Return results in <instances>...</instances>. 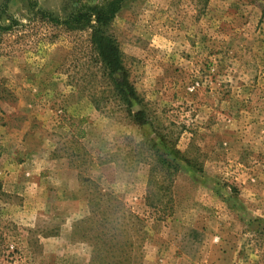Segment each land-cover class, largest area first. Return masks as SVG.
I'll return each instance as SVG.
<instances>
[{
  "label": "rangeland",
  "instance_id": "374dc122",
  "mask_svg": "<svg viewBox=\"0 0 264 264\" xmlns=\"http://www.w3.org/2000/svg\"><path fill=\"white\" fill-rule=\"evenodd\" d=\"M32 1L66 15V0ZM2 4L0 264H95L116 247L126 264H264V0L124 1L108 33L144 126L92 101L90 27Z\"/></svg>",
  "mask_w": 264,
  "mask_h": 264
},
{
  "label": "trees",
  "instance_id": "16d2710c",
  "mask_svg": "<svg viewBox=\"0 0 264 264\" xmlns=\"http://www.w3.org/2000/svg\"><path fill=\"white\" fill-rule=\"evenodd\" d=\"M26 4V8L40 19L51 22L53 25L66 27L69 30H78L90 27L92 30L90 37V46L95 55V61L99 66V75L96 76L98 82H102V89L94 91L92 101L99 110L114 111L121 115L126 121L136 126H144L149 122V115L144 108L141 96L131 80L130 72L124 62V53L120 48L118 41L108 33V28L115 18L117 12L122 7L125 0H106L103 5H93L87 8H78L72 4L73 0H66L64 11L65 17H58L54 13L38 8L32 0H22ZM6 4V3H5ZM5 4L0 6V16L5 14ZM4 29H9L6 27ZM135 104L141 106L135 110ZM162 143L168 145V141L161 137ZM157 148V145H153ZM171 155L175 159L181 160L188 165L192 161L189 157L178 149L175 144L170 147ZM157 171L162 175L172 174V169L178 168L176 163L169 161L166 157H158L154 160ZM153 170V169H152ZM151 170V171H152ZM165 178V177H164ZM163 179L160 188L165 189ZM121 248V247H118ZM115 248V251H98L95 252V264H111L109 259H116L115 264H126L123 262L122 249Z\"/></svg>",
  "mask_w": 264,
  "mask_h": 264
}]
</instances>
